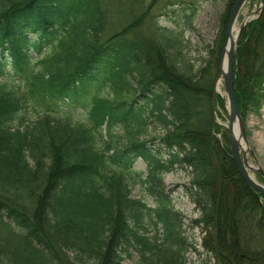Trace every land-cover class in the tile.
I'll use <instances>...</instances> for the list:
<instances>
[{
	"label": "trees",
	"instance_id": "1",
	"mask_svg": "<svg viewBox=\"0 0 264 264\" xmlns=\"http://www.w3.org/2000/svg\"><path fill=\"white\" fill-rule=\"evenodd\" d=\"M137 2L145 10L112 29V0H0V218L21 231L3 264H184L194 246L163 181L178 168L190 169L183 190L199 218L189 227H201L204 251L217 264H264V196L246 187L214 122L218 68L193 72L181 33ZM236 54L244 121L264 104V5ZM27 104L32 124L10 128ZM149 128L164 131L158 142L140 140ZM138 160L153 208L131 197Z\"/></svg>",
	"mask_w": 264,
	"mask_h": 264
},
{
	"label": "rangeland",
	"instance_id": "2",
	"mask_svg": "<svg viewBox=\"0 0 264 264\" xmlns=\"http://www.w3.org/2000/svg\"><path fill=\"white\" fill-rule=\"evenodd\" d=\"M142 1L146 4L154 2L149 16L157 19L158 26L181 33V56L185 61V65H189L193 72H197V70L206 67L208 64L212 66L213 71L215 68H219L225 21H227L226 15L230 0ZM142 6L137 0H112L110 6L111 14L108 21L110 28L114 29L116 23L127 22L129 17L132 19L140 15L147 5ZM261 13L260 0H247L237 18L236 28L240 26L244 19H247L249 23L257 19ZM143 23H147L146 19ZM238 41L239 37L237 44ZM7 85L15 93L22 91V85L18 82L16 76L9 77ZM215 88L224 96L222 80H216ZM215 111L218 115L214 118V122L226 130L228 114L225 107L221 109L215 104ZM17 117L10 122V128L16 129L19 127V118H23L27 124H32V120H34L32 117V104H27L18 113ZM244 128L249 147V163L253 166L257 164L264 172V104L258 112L248 111L244 120ZM163 135L164 131L160 128H149L140 137V140L150 141L154 139L158 142ZM217 136L221 139L220 135ZM27 161L32 166V158L27 157ZM145 170V164L141 160L136 161L132 166L128 175L131 197L141 200L148 207L153 208L152 199L146 195L143 187L138 183L137 174L144 173ZM251 175L256 182L264 184V181L257 176V173L251 172ZM190 178V169L188 168H178L163 177L166 188L174 191L172 193L173 208L181 214L184 220L187 241L194 246L189 248L185 254L184 264H217L213 256L206 253L202 247L201 243L204 233L201 227L193 229L189 227L192 221L199 218V212L183 190V187L188 185ZM10 233L19 235L21 231L2 216L0 218V247L2 250L0 253V264L5 263L7 258H9V253L4 247H9L8 238L11 237ZM123 264H140L139 258L136 255H132L131 258L125 259Z\"/></svg>",
	"mask_w": 264,
	"mask_h": 264
},
{
	"label": "water",
	"instance_id": "3",
	"mask_svg": "<svg viewBox=\"0 0 264 264\" xmlns=\"http://www.w3.org/2000/svg\"><path fill=\"white\" fill-rule=\"evenodd\" d=\"M247 0H236L232 6L223 35V42L220 53V64L218 68L217 80H222V86L224 90V96L214 89L212 98V107L215 110V97L219 94L224 98L226 111L228 114V122L226 125L227 139L229 143L230 158L233 161L240 178L245 183L246 187L256 194L264 195V184H260L254 180L251 172L257 173L264 180V172L259 168L257 164L254 166L249 163V147L246 140L244 122L238 112L237 103L234 96V82L236 79V44L238 37L247 24L248 20L244 19L240 26L234 30L236 26L239 13ZM264 5V0H260V13ZM227 42H230L229 50L227 51L225 67L222 69L221 63L224 57L225 46ZM235 130V131H234ZM235 132V134H234ZM241 142L245 145L246 150L242 148Z\"/></svg>",
	"mask_w": 264,
	"mask_h": 264
},
{
	"label": "bare ground",
	"instance_id": "4",
	"mask_svg": "<svg viewBox=\"0 0 264 264\" xmlns=\"http://www.w3.org/2000/svg\"><path fill=\"white\" fill-rule=\"evenodd\" d=\"M235 29H236V26L234 27V30ZM229 46H230V42H227V44L225 46L224 57H223L222 63H221L222 69H224V67H225V60H226L227 51L229 50ZM234 134H235V132H234ZM241 146H242L243 149L246 150V147H245V145L242 142H241Z\"/></svg>",
	"mask_w": 264,
	"mask_h": 264
}]
</instances>
